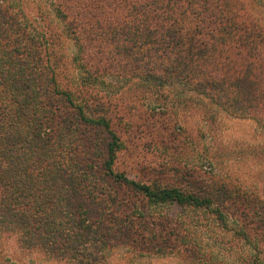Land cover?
I'll return each instance as SVG.
<instances>
[{
	"label": "trees",
	"instance_id": "trees-1",
	"mask_svg": "<svg viewBox=\"0 0 264 264\" xmlns=\"http://www.w3.org/2000/svg\"><path fill=\"white\" fill-rule=\"evenodd\" d=\"M51 1L0 0V250L14 249L0 264H111L116 253L264 264L262 195L211 173L171 185L116 171L119 104L63 90L53 61L64 35L84 89L139 90L152 117L262 119L264 26L250 2ZM50 14L61 35L40 27ZM168 204L181 213L149 211Z\"/></svg>",
	"mask_w": 264,
	"mask_h": 264
},
{
	"label": "rangeland",
	"instance_id": "rangeland-1",
	"mask_svg": "<svg viewBox=\"0 0 264 264\" xmlns=\"http://www.w3.org/2000/svg\"><path fill=\"white\" fill-rule=\"evenodd\" d=\"M243 1L250 2L253 15L264 26V0ZM37 21L41 23L40 27L61 35L60 22H56L54 15H38ZM53 50L57 82L63 90L72 89L74 95L100 96L109 103L119 104V109L112 107L110 113L112 124L123 140V148L115 161L116 171L135 180L160 179L171 185L184 183V173H196V176L211 173L228 178L244 190L264 197V118L255 120L223 112L213 122L206 124L199 108H173L171 112L176 114L174 118L171 115L152 117L150 111L142 108L137 100L141 96L139 90L132 89L127 93L128 89H123L112 94L109 92L116 88L114 86L82 88L77 82L72 63L74 44L64 35L56 40ZM90 103L93 107L96 105L94 100ZM135 106L138 108L133 109ZM165 125L171 129L175 127L172 136L169 129L164 128ZM149 211L181 213L182 210L168 204L151 206ZM13 253L14 249L11 248L0 250V261H7ZM116 254L111 264H184L174 257L128 255V258L124 254ZM24 260L31 264H54L37 258Z\"/></svg>",
	"mask_w": 264,
	"mask_h": 264
}]
</instances>
